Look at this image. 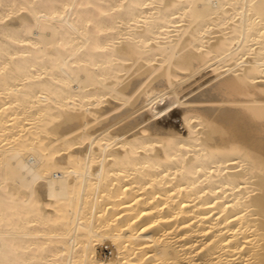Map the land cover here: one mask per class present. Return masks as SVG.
I'll return each mask as SVG.
<instances>
[{
	"label": "bare ground",
	"instance_id": "bare-ground-1",
	"mask_svg": "<svg viewBox=\"0 0 264 264\" xmlns=\"http://www.w3.org/2000/svg\"><path fill=\"white\" fill-rule=\"evenodd\" d=\"M0 264H264V0H0Z\"/></svg>",
	"mask_w": 264,
	"mask_h": 264
}]
</instances>
